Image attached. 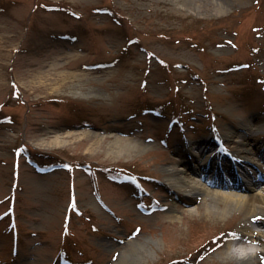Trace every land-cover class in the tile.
Listing matches in <instances>:
<instances>
[{"label":"rangeland","instance_id":"obj_1","mask_svg":"<svg viewBox=\"0 0 264 264\" xmlns=\"http://www.w3.org/2000/svg\"><path fill=\"white\" fill-rule=\"evenodd\" d=\"M230 132L229 150L258 143L262 172L264 0H0V264H239L226 240L263 217L207 215L164 169ZM116 135L138 150L108 153Z\"/></svg>","mask_w":264,"mask_h":264},{"label":"bare ground","instance_id":"obj_2","mask_svg":"<svg viewBox=\"0 0 264 264\" xmlns=\"http://www.w3.org/2000/svg\"><path fill=\"white\" fill-rule=\"evenodd\" d=\"M88 73H100L101 71L98 68H91L88 69ZM58 75V76H57ZM53 75L50 78L51 84H57L60 86H66L67 84H71L73 82L75 74L72 72H65L63 74H57ZM254 126V123L252 124ZM253 130H256V127H252ZM74 132L72 130H67L65 135H71ZM234 132L226 133L219 136L218 143L212 141V139L208 140H201L198 143H194V148L196 151L192 152L188 147L184 148V153L187 156V158L183 161V167L175 168V167H164L166 171V177H165V183L172 189L177 191H185L187 195H194L199 194L202 195L201 199L202 201H205V199H209L208 202L205 204V212L207 215H214L218 217H223L229 212L237 211L240 212L244 218L253 217L255 215H261L263 218L261 220L255 221V227H264V187L262 189L254 188L256 184H258V181L253 178V175H251V172L248 171L247 167L254 168V173L258 174L260 177H264V169L261 173H259V169L255 168V162L256 165H260L262 167L261 162L255 161L258 157L261 156L263 153V150L257 146L258 143H254L252 147H249L247 144L240 140H237L238 143H234L230 147V153L231 156L235 157L236 164H238L242 171L244 172V176L247 178V183H244L241 181L239 183V188L241 189H235L233 188H222V187H211L208 188V193L203 190V186L201 189V186L199 188L198 180L200 178H194V180H191L189 177L181 174V169L184 170V172L191 175H194V173L197 170H204L205 168V162L210 157L212 150L214 149L213 143H216L218 147L223 146V142L225 139H230V137L233 135ZM64 135V136H65ZM59 135H56L54 137V140H52L53 143H56V145H60L63 143L64 139L61 140ZM245 139H248L250 137V134H244ZM100 137V136H98ZM102 137H100L101 139ZM225 138V139H224ZM114 139H116L113 142L110 143L107 147L108 153H114L115 155H121L125 153H130L131 151L138 150V145L122 141L119 139V136H114ZM65 142V141H64ZM101 143L100 140L93 141L89 147V149L94 148L97 144ZM225 144V143H224ZM227 145V144H226ZM208 153V154H207ZM206 154V155H205ZM205 155V156H204ZM202 158L201 163H197V159ZM254 162V165H253ZM182 170V171H183ZM202 185V183H200ZM205 188V187H204ZM237 188V187H236ZM255 189L252 193H249V190ZM219 196L218 197H214ZM197 208V206H196ZM247 232L243 233V237H237L234 241L235 243H241L242 242H257L264 238V230L263 229H251L246 227ZM262 245H260L259 249L257 251L264 252V242ZM142 246V244H139ZM138 246L137 248L134 245L132 254H140L137 250L143 249V247ZM136 248V249H135ZM229 252H232L231 247L229 244H226V249L223 251L224 257L231 256ZM239 252L241 257L240 259H237V262L239 264H253V258L254 255L251 251H248L247 247L240 248ZM257 253V252H256Z\"/></svg>","mask_w":264,"mask_h":264}]
</instances>
